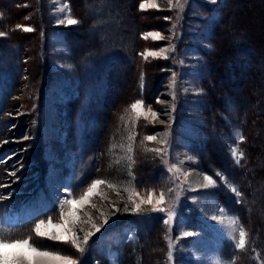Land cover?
<instances>
[{
  "label": "rangeland",
  "instance_id": "obj_1",
  "mask_svg": "<svg viewBox=\"0 0 264 264\" xmlns=\"http://www.w3.org/2000/svg\"><path fill=\"white\" fill-rule=\"evenodd\" d=\"M15 1V11L6 8L8 0L0 4V32L6 34L0 39L16 36L24 46L20 55L11 43L5 54L0 52V109L9 101L8 111L0 115V136L8 138L0 139V145L11 146L6 153L0 151V227L16 238L30 239L42 251L68 256L79 264H232L242 226L232 223L238 218L233 204L227 209L221 202L228 194L220 186L235 196L233 185L215 175L222 157L208 153L200 160L199 145H192L203 142L201 111L211 108L213 126L223 131L222 154L227 150L236 162L231 149L241 150L237 140L241 132L231 123L237 107L228 95L236 91L237 76H221L219 65L233 60L232 52L226 53L228 43L217 54L223 44L221 25L229 28L226 42L230 43L239 41L234 25L252 29L250 38L257 39L264 52V0H179V4L172 0L171 8L168 0H154L158 7L146 10L139 7L142 0ZM128 7L143 20L138 60L149 65L146 72L163 79L154 99L146 102L143 72L135 71L140 78L135 75L130 92L112 108L109 90L115 75L108 77L111 85L97 81L95 66L104 52L127 51L132 43L130 32L122 30L124 23L131 29L135 26ZM69 17L79 23L67 24ZM17 25L34 30L26 32ZM72 27L78 34L72 35L70 39H77L68 47L60 30ZM149 32H159L164 39H144ZM145 50L160 54L145 59L141 55ZM262 71L255 89L258 99L246 102L248 111H260L259 132H264ZM224 78L231 83L230 91L226 81L221 82ZM138 100L143 107L134 112L130 106ZM149 135L156 139L148 141ZM251 135L254 156L259 151L254 168L264 175V138L252 131ZM194 175H209L216 183L198 184L190 178ZM94 180L105 183L97 185L86 203L73 206L79 210L73 225L77 241L82 242L89 231L95 233L83 253L71 243L35 235L40 220L63 223L60 213L69 209L65 201L79 200ZM57 184L64 191L58 196L60 203L55 202ZM252 187L256 192L250 200L252 213L262 229L256 243L264 248V210L258 202L264 198V182L256 181ZM150 192L153 203L141 204ZM161 194L164 202L157 204ZM135 204H141L139 211H133ZM160 207L165 211L155 210ZM218 215L228 224L211 225ZM253 253L250 259L264 264L261 250Z\"/></svg>",
  "mask_w": 264,
  "mask_h": 264
},
{
  "label": "trees",
  "instance_id": "obj_2",
  "mask_svg": "<svg viewBox=\"0 0 264 264\" xmlns=\"http://www.w3.org/2000/svg\"><path fill=\"white\" fill-rule=\"evenodd\" d=\"M1 1L2 0H0V4L2 3ZM3 1L7 2V0H3ZM231 1H236V0H231ZM8 2H9V6L6 7L5 3L4 6L6 8H11V11H15L14 8L12 7L16 3V1L8 0ZM85 2H89V0H84L83 3ZM118 5L121 6L122 3H119ZM128 10L129 11L126 12L128 16L133 17L135 24L133 29H131L129 26H126L125 23L123 24L124 27L122 26L123 27L122 30L124 33L130 32L131 34L132 43L130 44L128 50L124 51L121 48H114L113 50L106 51L104 52L103 57L99 60L97 66H95L98 72L97 81L105 80L108 85L110 81L109 80L110 74L115 75L114 78L112 79L113 81H115L114 86L109 84L111 85V87H113L111 90H109L110 104L112 108L114 107L117 108L120 105L122 99L126 96V94L130 92L132 86L131 83L133 82V79L135 78V75L137 73L143 72V77H144L143 96L146 99V102H149V100L154 99L155 94L159 89V84L163 79V76L156 79V77H154L156 75L146 72L148 71L149 65L142 63L141 61L139 62L138 54L140 51L141 41L139 42L140 39L138 37L140 34L139 31L141 29L142 26L141 24L143 20L139 18V14L137 11L133 12L132 9L130 10L129 7ZM134 10H136V8ZM84 14L86 13L84 12ZM223 19L224 18L222 16L221 21H223ZM221 29L223 35V44L220 43L222 46H219V48L217 49L218 50L217 54H220L223 49V45L226 46L227 45L226 43H228L227 48L229 49L225 48L226 53L229 54L230 52H232L231 56L233 57V60L227 62L225 61V63L219 65V67H221L220 69L222 70L221 76H225V78L233 74L237 76V80H235L233 84V87L236 91L232 95H228V99L229 100L233 99L237 107V111L235 112L236 114L231 123L237 126L236 128L240 130L241 135H243V137L245 138L244 141L240 143L241 151H243L245 155L244 158L241 160V162L237 164L232 160V158H230V155L228 154L227 150L226 152H224V154H222V150L225 148L224 146L222 147L223 131L221 130L218 132V129L213 126L214 115L210 113L211 108L209 110H204V112L201 111V117L203 119L201 128H203L204 130L203 142L194 143L192 147L199 145L198 147H196V153L198 154V158H200V160H202V158H205L206 155H208V153L209 155L213 154V156L215 155L216 157H222V159L218 161L220 172L223 173L224 176L228 178L227 179L228 183L236 186L242 192V196L239 197L241 203L238 204L236 203V200L238 198L232 195L226 187L220 186L222 188V192L228 194L227 195L228 197L226 199L223 197L221 198V202L224 203L227 209H229L230 204H233V213L236 215L241 226L248 234L246 238L245 248L243 250L238 249L234 251L232 264H250V263L256 264L253 260L250 259V255L254 254L253 252L257 251V249H260L261 254L264 256V248L259 247L256 243V238L261 235L262 229H260L259 220L257 219V217L255 218L254 214L252 213L253 204L250 200L256 194L254 188L252 187V184L256 181L264 182V175L260 172V170L258 173V170L254 168V163L259 157V151L255 153L256 155L254 156L252 152L253 145H251L250 142L254 138V137L252 138L251 131L253 136L256 135L257 133V134H261L263 138H264V132L263 130L260 132L258 130V126H259L258 115H260V111H258L257 109L259 108L256 109L257 111H248L246 109V102H248V104L253 103L258 99L260 95L259 92H257L255 89L260 85L261 82L259 75L263 73L262 69H264V52H261V50H259V48L257 47L258 41L256 39L250 38V34L253 32L252 29L247 28V30H244L242 29V27H240V25H237V27L234 25V30H233L234 36L238 37L239 39L238 42H234V43L226 42V40L228 41V39L231 37V35H229L230 34L229 28L227 27L225 28L223 25H221ZM60 31H62L63 39H65L66 40L65 42L68 43L67 46L70 47L69 43H72L77 39V38L73 40L70 39L72 35L74 37L77 36L78 33L76 32V28L72 27V28L64 29V31L63 30ZM244 35L247 36L249 35L248 36L249 38H246L247 39L246 40L244 38L245 37ZM0 40H1L0 52L2 51L1 55L7 52V45H9V43L17 47L16 52H18L19 55L23 53L24 46L22 44L21 38H17L16 36H12V37L7 36L6 38H2ZM109 56H112L114 58V60L109 62H113L115 65L108 62L107 58ZM221 56H225V52L222 53ZM19 59H21V57H19ZM116 61L118 62L116 63ZM109 65L114 67L111 68V66L109 67ZM135 71L137 73H135ZM139 75L140 74H137V78H140ZM205 78L207 79L206 76H204V79ZM225 78L222 79L221 82L224 83L226 81L225 83L228 86V91H230L231 83L227 81V79L225 80ZM19 80H20V76L18 75L17 77H15L13 81L12 90H11L12 92L17 86ZM136 90L137 88L135 89V91ZM243 98H245L247 101L242 102L241 100ZM8 105H9V101L7 99L6 101H4L0 109V115L8 111L7 110V107H9ZM113 110L111 111L112 114H113ZM110 116L111 114H109V117L107 118L109 119ZM220 118H222V116ZM211 132H213V134ZM104 134L105 132L103 131L102 134L100 135L101 138L104 136ZM209 135H211L212 137L211 139ZM4 136L5 137L0 136V139L4 140L6 137L8 138V136L6 135ZM212 145L215 146L214 149L210 147ZM0 147H1L0 151L6 153L8 148H10L11 146L7 144V145H0ZM258 202L263 205L262 209L264 210V198L260 199V201Z\"/></svg>",
  "mask_w": 264,
  "mask_h": 264
},
{
  "label": "snow or ice",
  "instance_id": "obj_3",
  "mask_svg": "<svg viewBox=\"0 0 264 264\" xmlns=\"http://www.w3.org/2000/svg\"><path fill=\"white\" fill-rule=\"evenodd\" d=\"M212 3H216L217 0H211ZM169 7H174L175 5L172 4V0H168ZM177 4H179V0H177ZM65 7H68L65 5ZM140 9L146 10L148 8H157L158 5L154 2V0H142L140 3ZM64 9L62 8L61 11ZM27 19V18H26ZM65 21L61 20L60 23H64ZM79 20L75 18H67V24L69 25H75L78 24ZM17 28H22L23 31L31 32L34 29L30 26H21L17 25ZM6 35L4 32H0V36ZM151 37L153 40L158 39H164V37L159 32H149L144 35V39H147ZM171 50V49H169ZM163 52L164 50H160ZM160 53L152 51V50H145V52L141 53V55L147 59L148 57L152 56L155 57L159 55ZM131 109L134 112H138V110L142 109L143 102L138 100L135 103H133L131 106ZM149 111L151 109L149 108ZM156 113L152 112V116L155 118ZM132 137H129L131 139ZM148 141H152L156 139L155 136L149 135L146 137ZM243 135L240 133H237V140L239 143H242L244 141ZM129 151H131V147H129ZM155 151H160L159 149H156ZM231 155L233 159L236 161L237 164L241 162V160L244 158V152L239 149V147H233L231 149ZM189 159H192L189 157ZM175 165L173 166V168ZM172 169H170L171 171ZM217 177L220 178V180L227 182V177L224 176L223 173L217 171L215 173ZM204 180L207 181V185H215L216 181L209 175H204ZM105 181L103 180H94L92 181L91 185L87 188V190L84 192V195L80 197L79 200L69 198L65 201V203L69 206L68 212L65 214L63 210L60 213L61 220L63 223H52V220L49 219L47 222L44 220H40L37 222L34 226L33 231L35 232V235L37 237H46L53 241H60L62 243H71L77 251L83 253L87 246L90 238L95 234L92 231H89L85 233L83 237L82 242L77 241V233L73 231V225L76 222V213L79 211L78 209L74 208L73 206L76 204L86 203L87 198L89 195L94 193V189L97 187V185L103 184ZM111 186V185H110ZM204 185H202L203 187ZM230 190L235 194V196L238 198L236 200V203H241V200L239 197L242 196V192L237 188L236 186H231ZM134 194V189L132 190ZM138 195V194H137ZM131 199V197H130ZM164 202V194H161L159 199L156 201L157 204H163ZM152 193L150 192L148 195L147 200H141V204H152ZM141 204H135V207L133 208V211H139ZM159 210L161 212L165 211L163 207H160ZM223 211V210H221ZM171 219V213H169V221ZM169 221H165V223H168ZM105 223H107V220H105ZM233 224H239V221L236 219H233ZM95 230L97 232L100 231V228L96 225H93ZM51 229V230H49ZM185 235H191V233H185ZM247 233L244 230L243 227L239 228V240L236 244V248L243 250L246 246V238ZM0 264H79L78 261L71 259L68 256L58 255L51 251H42L37 247H34L33 244L30 242V239L28 238H16L15 235L11 233H7L3 227H0Z\"/></svg>",
  "mask_w": 264,
  "mask_h": 264
},
{
  "label": "bare ground",
  "instance_id": "obj_4",
  "mask_svg": "<svg viewBox=\"0 0 264 264\" xmlns=\"http://www.w3.org/2000/svg\"><path fill=\"white\" fill-rule=\"evenodd\" d=\"M77 1V0H76ZM82 16V15H81ZM82 21H83V18H82ZM262 29V28H261ZM257 40V39H256ZM259 42V41H258ZM191 179H193V181H196L198 184L200 183V184H202L203 183V180H204V178L202 177V175H194V176H191L190 177ZM196 183V184H197ZM221 223V224H224V225H227L228 224V220H227V218H225V217H220V215H218V216H216V217H213L212 219H211V225H214V224H216V223ZM231 227V226H230ZM234 229V228H233ZM236 230V229H235ZM231 231V230H230ZM229 231V232H230ZM236 235H237V232H236Z\"/></svg>",
  "mask_w": 264,
  "mask_h": 264
}]
</instances>
